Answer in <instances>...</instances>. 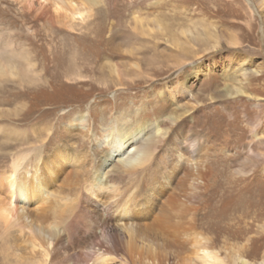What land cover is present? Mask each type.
<instances>
[{"label":"rangeland","instance_id":"374dc122","mask_svg":"<svg viewBox=\"0 0 264 264\" xmlns=\"http://www.w3.org/2000/svg\"><path fill=\"white\" fill-rule=\"evenodd\" d=\"M99 1L92 8L85 5L83 15L77 16L69 28L33 17L30 4L22 0H0V61L12 63L18 74L0 78V174L10 166L15 150L30 144L33 151L38 150L47 128L52 131L40 149L41 157L61 142L75 151L97 150L83 135L74 139L67 135L64 124L77 115L85 116L89 127L97 132L105 121L126 110L133 113L131 123L155 122L174 114L192 117L196 122L204 120L211 146L204 155L209 172L201 188L202 201L192 186L194 171L180 175L174 184L179 196L173 204L183 214L178 237L143 226L140 234H127L116 220V211L124 203L118 200L106 226L109 235L119 238L109 262L200 264V250L208 248L217 251L223 264H233L230 258L234 253L251 264H264V167L258 157L252 156L253 170L249 171L241 149L251 139V124L256 121L257 136L264 138V18L260 11L253 0ZM204 27L220 37L215 49L210 47L215 35L205 40ZM186 28L192 33L182 35L181 30ZM233 34L238 40L234 47L226 43ZM183 56L191 60L175 67ZM106 62L119 67L123 75L120 84L109 74ZM242 62L246 80L236 68ZM197 66V73L193 72L191 69ZM232 68H236L232 72L234 84L242 82L245 94L228 99L231 102L225 111L221 103L226 100L218 95L226 83L223 70ZM76 74L82 78L77 79ZM255 145L264 147L259 141ZM34 160L31 155L24 164H33ZM163 166L158 159L137 178L121 177L117 198H104L108 195L104 194L101 202H86L89 215L87 209L81 211H86L91 221L101 222L100 207L127 198L132 191L129 188L137 183L141 185L136 200L144 199L159 186ZM102 170L104 175L118 174L112 160ZM83 179L84 173L75 172L64 182L60 179L58 188L48 189L51 212L43 222L32 225L30 218H24L12 226L8 238L3 239L6 241L0 239V264L29 260L21 247L29 250V240L40 242L34 228L40 227L45 234L52 233L53 226L56 231L64 230L73 203L83 196ZM157 202L150 207H157ZM82 225H70V236L60 242L47 264L96 262L100 257L95 253L99 248L96 244L104 245L105 239L94 223L89 226L91 230ZM93 229L99 238L93 237ZM32 256L39 258L37 254Z\"/></svg>","mask_w":264,"mask_h":264},{"label":"bare ground","instance_id":"6f19581e","mask_svg":"<svg viewBox=\"0 0 264 264\" xmlns=\"http://www.w3.org/2000/svg\"><path fill=\"white\" fill-rule=\"evenodd\" d=\"M22 1L30 4L28 9H30L33 17L41 19L46 24L57 23L69 28L73 27L77 16L81 17L83 15L84 8H86L85 5L92 8L100 3L99 0H36L34 4H32L33 0ZM253 2L260 11L262 18H264V0H253ZM33 5H36V7ZM202 31L208 37L205 40H209V37L211 38L212 35H215L206 27ZM191 33L192 31L188 28L181 30L182 35ZM218 43H220V37L215 35L213 44L210 47L215 49ZM226 43L234 47L237 46L238 40L234 35L233 37H228ZM202 51L204 52L205 50ZM197 54H194L192 57H195ZM189 60L191 59H185L184 57L175 63L174 66L182 65ZM244 62L241 63V67H239L240 65L236 67L241 75L245 73V70L242 68ZM105 64L108 65L109 74L117 80L116 84H120L123 75L119 67H115L109 62ZM138 67V65H135V68ZM198 69L199 66L191 70L197 73ZM234 69L232 68V71L231 69L230 71L223 70L226 83L221 94L218 96L221 97L223 95L226 100L221 103L225 111L229 110L228 102L231 101L228 99L239 98L245 94L241 86L242 82L238 80V83L234 84L235 77L232 74ZM2 75L12 77L18 74L12 63L0 61V78ZM74 76L77 79L82 78L78 74ZM246 78L243 79L246 80ZM132 114L129 110L119 112L118 117L116 115L113 120L105 121L101 127V131L98 132L93 131L89 127L85 116L79 117L77 115L75 118L65 122L64 125L68 127H65V131L71 139H74L75 135H83L97 150L75 151L61 142L51 152H48L45 157H41L40 149L49 137L48 135L52 131V128L45 130V137H41V144L38 146V150L33 151V144L15 150L11 157L10 166L0 174V239L3 242L6 241L3 239H7L10 235L12 226L22 222L21 220L24 218H30L32 225L36 221H44L49 211L51 212V205L48 204L50 203L48 196L49 188L55 186L58 188L60 186L58 183L60 179H63L64 182L70 179L75 172L84 173V179L81 185L84 189L82 192L83 196H80L81 199L78 197L73 203L74 206L68 214L69 217H67V221L64 223L65 225H63L64 230L56 231V227L53 226L52 229L54 228V230L52 233L45 234L40 227L34 228L35 236L38 233L41 240L40 242L29 240L28 244L31 246L29 250H27V247H21L24 251L25 258L29 260L23 263L21 260L15 259L16 264H47L48 257L53 256V251L59 247L60 242L70 236L68 232L70 225H77V223L81 222L83 223L82 226L84 229L90 230L92 229V227H89L91 226L90 224L94 223L96 225L95 229L99 230L100 237H104L103 239L106 241H103L105 243L104 245L102 243L99 244L102 245L101 247L96 244L99 248L95 253H99L100 257H97L96 262L92 263L110 264L109 261L112 259L111 255L116 253V245L119 243V238L114 234L109 235L106 231V226L110 223L112 215L114 214H112V210L118 206V200L124 203L119 207V211H116L118 215L116 220L120 223L121 229L126 231L127 234H140V226H143L144 228L152 227L151 229L155 231L163 230L165 233L171 234V236L178 237L183 214L178 208V205L173 204L179 196V194L174 192V184L181 179L180 175L186 176L191 170L194 171L195 177L193 178L192 186L198 190L196 196L198 200L202 201V193L204 190L201 188L204 186L205 176L209 172V166L206 164L204 156L205 149H211L207 141L208 136L206 137L207 132H204L206 130L205 121L200 120L196 122L197 120L195 121L192 117L174 114L162 116L155 122H139L140 120H136L132 124V118H129ZM258 125L259 121L251 124V139L241 146V149L245 151L244 161L251 168L249 171L253 170L254 160L252 156L258 157L264 167V147L260 148V146H256L257 144L255 145L258 141L264 145V138L259 139L260 137L257 136L256 129H258ZM22 134L25 133L23 132ZM31 155H34L35 159L33 164L25 165V160ZM158 159H160L161 164L166 165L162 167L164 172L159 175V186L151 189L144 199H139L140 201L136 200L135 194L141 185L137 183L134 185V188H129L132 191L127 195V198L114 199L112 205L110 204L108 206L101 203L103 205L100 207L102 211L101 222L91 221L89 216H85L86 211H81L86 209L88 211L86 206L88 200L97 202L96 199H98L101 202L104 194H108L104 198H117L119 196L117 191L122 186L121 177L137 178L138 174L139 176L142 175V172L149 168L148 166L153 167ZM111 160L114 161L115 167L118 169V174L110 173L109 175L105 174V176L102 169ZM193 195L194 193L191 197ZM58 198L62 200L61 196ZM103 202H105L104 199ZM155 202L158 203V206L151 208V204ZM45 204H47L46 209H44ZM150 218L153 219L151 223L142 222ZM190 222H194L193 216H191ZM95 229L91 231V234L93 233L94 238H99V236L95 235ZM179 236L181 237V234ZM36 247L40 248V251H36ZM34 254H37L39 258L33 257L32 255ZM234 256L235 258H233ZM239 256L238 253L232 255L230 259L233 261V264H251ZM19 258H21V255H19ZM199 259H201L200 264H223V260L220 258V255L218 256L217 251L208 248H202L200 250Z\"/></svg>","mask_w":264,"mask_h":264}]
</instances>
